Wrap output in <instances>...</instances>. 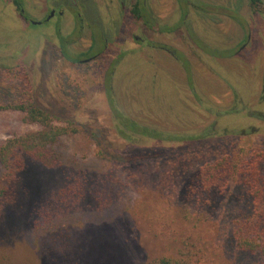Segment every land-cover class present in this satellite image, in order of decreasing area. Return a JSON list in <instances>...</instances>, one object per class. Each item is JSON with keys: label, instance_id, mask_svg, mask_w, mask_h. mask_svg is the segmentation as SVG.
Wrapping results in <instances>:
<instances>
[{"label": "rangeland", "instance_id": "1", "mask_svg": "<svg viewBox=\"0 0 264 264\" xmlns=\"http://www.w3.org/2000/svg\"><path fill=\"white\" fill-rule=\"evenodd\" d=\"M110 90L162 137L120 138ZM24 101L81 131L56 144V169L26 158L0 200V264L264 263L234 244L246 190L195 182L207 154L264 153V12L249 0H0V105ZM34 128L0 111V145Z\"/></svg>", "mask_w": 264, "mask_h": 264}, {"label": "trees", "instance_id": "2", "mask_svg": "<svg viewBox=\"0 0 264 264\" xmlns=\"http://www.w3.org/2000/svg\"><path fill=\"white\" fill-rule=\"evenodd\" d=\"M249 3L254 9L260 8L264 12L259 0H249ZM14 5L19 10L21 9L17 1H14ZM132 13L136 18H142L135 9L132 10ZM60 54L65 61H71L68 60L64 46H62ZM106 95L111 114L117 123L116 132L120 138L135 142L139 136L151 139L162 137L161 131L143 126L121 111L111 90L106 91ZM6 110L20 113L22 121L35 128L9 138L0 145V167L2 170L0 200L24 170L26 158L38 162L45 168L56 169L62 166L60 154L55 150L56 144L62 138L76 135L81 131L75 123L60 121L30 101L0 105V111ZM99 153L101 154V152ZM198 160L195 182L200 191L211 189L224 191L232 183H236L246 190L247 198L250 201L249 218L234 223L232 233L234 244L241 252L257 254L264 258V179L259 170L260 164H264V153L253 151L246 160H237L235 155L219 153L207 154V157ZM250 229H254L255 234L251 233ZM142 264H216V262L200 253L192 257L187 255L185 258L163 256L151 263Z\"/></svg>", "mask_w": 264, "mask_h": 264}, {"label": "flooded vegetation", "instance_id": "3", "mask_svg": "<svg viewBox=\"0 0 264 264\" xmlns=\"http://www.w3.org/2000/svg\"><path fill=\"white\" fill-rule=\"evenodd\" d=\"M75 4V7H79V4L78 3H74ZM82 8L84 7V5H80ZM22 12V11H21ZM51 13H52V15H51ZM61 12H58L57 14H56V12H55V9H51L50 10V12H49V14L47 15V17L45 18V20L44 21H49L50 19H52L53 17H55V16H61ZM77 17H80V13H77ZM31 23V22H30ZM163 50H165L166 51V49H164V48H162Z\"/></svg>", "mask_w": 264, "mask_h": 264}, {"label": "water", "instance_id": "4", "mask_svg": "<svg viewBox=\"0 0 264 264\" xmlns=\"http://www.w3.org/2000/svg\"><path fill=\"white\" fill-rule=\"evenodd\" d=\"M259 2L262 4L263 8H264V0H259ZM52 15V13H51ZM35 24V23H34Z\"/></svg>", "mask_w": 264, "mask_h": 264}]
</instances>
